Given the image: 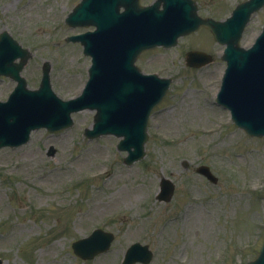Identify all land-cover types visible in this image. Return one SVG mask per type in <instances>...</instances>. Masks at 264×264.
Returning a JSON list of instances; mask_svg holds the SVG:
<instances>
[{
    "label": "rangeland",
    "instance_id": "374dc122",
    "mask_svg": "<svg viewBox=\"0 0 264 264\" xmlns=\"http://www.w3.org/2000/svg\"><path fill=\"white\" fill-rule=\"evenodd\" d=\"M239 1L199 0L200 11L224 17ZM77 2L0 0V33L7 30L33 52L23 71L30 86L39 85L48 60L63 98L81 91L90 64L81 44L65 40L81 31L65 24ZM263 24L264 9L253 17L243 44L252 43ZM202 35L211 43L199 30L173 48L139 58L143 70L174 78L152 115L140 161L127 165L115 136L86 138L83 130L94 116L89 110L74 114L70 129L55 134L41 129L25 145L0 148L1 264H122L134 241L150 244L151 264H245L257 255L264 193L253 190V203L248 187L263 184L264 139L248 136L234 126L229 112L206 102L215 98L225 63L219 57L222 45L212 42L201 44L218 51L211 66H186V50L205 41ZM14 86L10 78H0V98ZM51 145L57 148L54 156L48 155ZM202 163L219 176L218 184L195 172ZM163 176L177 184L168 203L155 198ZM97 227L112 231L116 240L108 253L84 261L74 254L72 242ZM247 243L254 249H242Z\"/></svg>",
    "mask_w": 264,
    "mask_h": 264
},
{
    "label": "water",
    "instance_id": "95a60500",
    "mask_svg": "<svg viewBox=\"0 0 264 264\" xmlns=\"http://www.w3.org/2000/svg\"><path fill=\"white\" fill-rule=\"evenodd\" d=\"M93 1L96 2V0H85L84 3L78 8V14H81L83 12V8L86 7L89 2ZM120 1L122 0L112 1L110 5L111 11L105 12L101 9L102 13L105 14L106 17L105 22H109V19H112L113 24H117V29L114 30V33H116V35H114L116 37L115 39L117 42L123 38V35L128 34V26L122 25L121 23L115 21V19H117L116 7ZM173 1L176 2L177 0H170V2ZM254 7V5L243 6L240 10L236 12V14L234 15L235 17L230 21L218 23L210 21V25L216 32L218 38L226 41H229L231 38H233L234 40L237 36H239V28L244 25V23L248 19L250 12L254 10ZM189 18L194 19L195 24L198 25L199 20L192 11L188 13V15L186 16V20H188ZM179 20L180 18L172 19L171 17L165 23H159L152 26L143 25L142 28L137 31L140 33L139 35H141L140 41L138 42L132 39V36H135L136 33L134 35L129 36V38H127L126 44L128 46L124 47L127 57L124 60L126 67L120 61L114 60L115 58L107 60V63H105L104 66L97 65L95 71L92 72V76L94 74V79L91 85V90L89 93L87 92L84 96V101H93L92 104H76L75 101H73L72 103L74 105L69 106L66 109V116H68L67 118L57 117L56 115L43 114L31 116L28 112L24 113V111H22L20 108L19 111L16 110V113L13 114L12 103H0V146L6 144L15 146L26 142L30 136L31 130L40 125H46L49 128H60L69 126L72 124L70 112L86 108L88 107L87 105H90V107L95 106L98 109L94 130L88 129L86 131L88 136L92 137L100 135L102 133L113 131L112 129H108V126L105 125L106 121L110 119V117L107 115V108L113 112V110L120 106L123 101L129 103L127 106L130 110H133L134 112H140L147 109L146 112L149 113L152 106L156 102H158L163 96L169 83V80L160 79L165 84H162L161 87H163V89L159 92V95H154L152 93L153 84L148 79L151 77L141 75L139 69L134 66V61L142 49L168 41L169 32L176 27V24L178 25ZM101 22L105 23L104 21ZM191 29L192 27L186 28V30L185 28L182 30L175 29L174 33H177V36L181 33L188 32ZM235 31H238V33H236ZM263 45L264 44L262 43L261 46L263 47ZM115 48L123 49V46L120 47V45L117 43H109L108 48L103 49L104 52L110 53L108 52L109 49H112L114 51ZM107 53L104 55L107 56ZM193 56V52H190L188 54L189 63L192 61ZM16 67L19 69L15 71V75L19 76V70L20 68H22V65L18 64L16 65ZM258 67H262V65L258 64ZM48 69L49 68L47 66V68L45 69L46 73L44 75L45 78L43 81V87L46 86V83L48 81ZM257 77L260 78V80L264 79L263 70L258 73ZM247 78L248 77L244 73L232 72L228 79L226 90L224 91V93L220 92V99H229L234 104L232 106L234 107L236 113L242 115V117L246 120L249 126L241 122L239 119L235 118L237 114L236 116L233 115L234 119H236V122L238 124L242 125L250 133L261 135L262 133H264V88L257 94H253L250 92L249 95L245 96L243 94L245 89L243 88L246 85L249 89L250 85V82ZM22 82L25 85V81L22 80ZM132 84L138 85V87H140L142 91L148 94V97L153 96L151 101L145 102V107H142L143 110L141 109V106L144 104V101H141L139 103L134 101V98L137 96L135 91L138 92V90L136 88L135 90L129 88L127 89V85ZM145 85H148L150 88L146 89ZM147 90H149V92ZM69 104L70 103H67L66 105ZM24 107L27 106L24 105ZM147 117L148 114H146V116H142V129L140 130L141 133L138 135L131 136L125 131H113L119 135H125V139L121 141L120 145L125 149L129 150L130 154L126 158V160L129 162H133L135 159L142 157L145 153L144 142L147 139ZM253 129L258 130V132L253 131ZM173 188L174 186L172 185V188L169 192L167 190L161 192L159 196L160 199H164L167 201L170 200L173 193ZM97 233L98 232H96V234ZM107 235L109 234H104V236ZM110 240L111 236H107L105 238V244L108 243ZM83 245L84 240L75 243L77 250L85 255L87 250L82 249ZM99 249L100 247L96 248V250ZM148 252L149 251L147 250V247H142L139 244H135L133 247L130 248L127 254V261L132 262L137 259L144 260V258L146 259V257H148Z\"/></svg>",
    "mask_w": 264,
    "mask_h": 264
},
{
    "label": "bare ground",
    "instance_id": "6f19581e",
    "mask_svg": "<svg viewBox=\"0 0 264 264\" xmlns=\"http://www.w3.org/2000/svg\"><path fill=\"white\" fill-rule=\"evenodd\" d=\"M170 7L168 8V12H172L173 9H174L173 8V5H172V8H170ZM111 21L113 22L112 19H111ZM126 35L131 36V35H133V33L131 31H128V34H126ZM140 36L141 35H139V32H138L137 34H135V36H132L133 37L132 39H134L135 41L138 42V41H140ZM124 44H125V42L124 43H121L120 44V47L123 46ZM118 49L119 48H115L114 51H112L110 53H107V52L106 53L107 54H111V56L114 57L115 59L124 57L123 56V53L120 52ZM116 50H118V51H116ZM124 60H125V58L122 59L120 62L126 67V65L124 63ZM128 88L129 89H132V90H135V88H136L138 90V92L135 91V93L137 95L134 98V101L135 102H137V103H139L141 101L148 102L150 100V97H148V94H146L144 91H142V89L140 87H138V85H133V84L132 85H127V89ZM119 103H121V102H119ZM128 104L129 103L123 102L120 106H118L115 110H113V112L110 111L111 112V116L118 117V118H121L122 117L124 120H127V121L131 120L132 115H130V114H123V111H122V108L125 107V106H127ZM107 110H109V109L107 108Z\"/></svg>",
    "mask_w": 264,
    "mask_h": 264
}]
</instances>
